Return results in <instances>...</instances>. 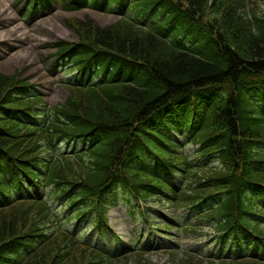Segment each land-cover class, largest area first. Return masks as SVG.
I'll use <instances>...</instances> for the list:
<instances>
[{"label":"trees","instance_id":"16d2710c","mask_svg":"<svg viewBox=\"0 0 264 264\" xmlns=\"http://www.w3.org/2000/svg\"><path fill=\"white\" fill-rule=\"evenodd\" d=\"M181 1L188 7L187 17L208 10L214 13L203 23L207 47L200 54L182 50L180 42L162 31L165 21L157 34L128 18L106 27L90 19L78 20L82 49L77 68L100 80L86 86L75 84L69 99L53 112L64 113L71 121L62 131L90 135L98 145L88 157L57 161L52 171L67 181L86 183V194L92 196L99 194V186L121 182L143 198L150 189L171 194L169 198L179 204L193 203L192 194H183L184 189L178 192L169 183L170 176L178 172L185 181L196 180L203 201L214 198L218 188L227 190L230 203L223 202L209 214L221 240L227 238L235 249L249 241L251 247L264 244V228L245 219L239 194L242 187L252 191L257 187L264 195V10L249 8L246 0ZM157 6L162 13L172 14L166 24H172L175 8L182 10L173 0H159ZM19 77L0 72V101L10 99L22 83ZM178 99L183 100L182 127L192 126L191 137L222 157L223 169L211 170L206 181L191 170L187 157L170 138L150 129L152 120ZM195 117L200 118L197 127L191 121ZM3 127L16 134L0 135V149L9 153L12 164L38 153L39 141L26 131L11 124ZM144 148L154 166L138 168L127 162L139 158ZM42 216L46 218L41 203H21L0 212V251L5 243L35 231ZM77 248L73 237L60 233L25 264H100L101 255L86 249L73 257ZM230 257L220 264H250ZM184 264L205 263L189 258Z\"/></svg>","mask_w":264,"mask_h":264},{"label":"rangeland","instance_id":"374dc122","mask_svg":"<svg viewBox=\"0 0 264 264\" xmlns=\"http://www.w3.org/2000/svg\"><path fill=\"white\" fill-rule=\"evenodd\" d=\"M84 14L86 11L68 13L59 9L47 16L26 19L21 2L0 0V70L6 73L23 70L24 75L44 85L52 104L64 102L67 94L56 83V78L49 75L46 56L53 51L52 43L56 40L78 39L68 20L83 18ZM87 14L101 26H108L118 20L115 15L104 12L90 10ZM189 149L195 148L190 146ZM127 209L125 204L118 203L109 213L111 225L125 238L129 237L128 232L133 233L136 228L134 221L127 214ZM210 249H214V244ZM149 256L155 264L170 262V257L163 251L149 253Z\"/></svg>","mask_w":264,"mask_h":264}]
</instances>
